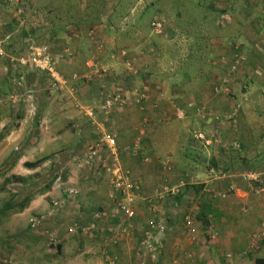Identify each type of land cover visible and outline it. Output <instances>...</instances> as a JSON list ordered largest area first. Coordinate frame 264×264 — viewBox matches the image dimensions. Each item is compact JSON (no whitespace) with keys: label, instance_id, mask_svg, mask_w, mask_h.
Wrapping results in <instances>:
<instances>
[{"label":"crops","instance_id":"crops-1","mask_svg":"<svg viewBox=\"0 0 264 264\" xmlns=\"http://www.w3.org/2000/svg\"><path fill=\"white\" fill-rule=\"evenodd\" d=\"M54 1L59 2L0 0V35L3 33L2 38L10 41L12 52L6 51L0 58L6 64L2 73L6 80L11 75L13 80L21 82L36 108V117L28 120L25 115L29 106H24L18 132L25 131L28 136L21 154L46 158V162L49 158H62L61 164L69 166L70 158L78 153L83 159L85 147L98 139L97 128L103 126L117 137L119 166L129 175L131 172L137 199L131 206L136 213L131 220L111 215L108 222H95L91 214L84 213L74 217L72 227L80 230L96 225L92 244L100 249L107 247L104 251L115 260L114 264H137L136 259L141 257L137 250L141 252L143 241L151 249L155 245L161 254L154 263L146 264H255L256 259H264V193L256 196L252 186L236 175L243 170L264 169V129L256 128L264 120L261 112H249L241 121L242 127L237 119L228 122L237 137L230 134V129L223 132L225 139L233 137L237 138L234 141L245 144L247 150L241 154L232 153L225 143L223 148L218 144L207 148L206 142L214 140L207 132L198 133L203 137L200 143L188 135L185 149L178 154L181 151L176 153L171 144L177 146L181 139L165 132L167 125L175 123L170 91L176 92L181 100L180 109L186 114L182 124L195 122L200 129L209 126L211 130L217 124L215 118L222 112L228 113L235 104L242 112L241 98H248L251 86L262 82L257 71L264 76V67L256 63L258 56L262 57L259 42H264V0H212V6L205 10L200 7L198 13H205L198 21L189 16L193 23H198L197 31L189 29L181 33L171 26L174 34H169L170 26L163 24L162 35L141 33L134 8L130 12L136 20L118 13V0H106L107 3L85 0L79 6L64 3L70 16L76 12L88 15L60 26L63 7L61 3L54 5ZM96 5L99 7L95 14L92 12ZM127 28L134 30V35L125 32ZM237 30L244 32L243 41L242 35H235ZM222 33L227 35L226 39ZM174 37L189 46L199 45L195 56L189 54V59L197 57L196 65H191L192 69L190 65L183 66L179 71L181 76L173 60L174 53L162 55L157 44L160 40L165 47L169 46ZM246 41L253 50L245 49ZM25 42L46 46L57 72L65 78L76 76V80L67 88L48 94L45 74L8 62L12 55L23 53ZM206 43H212L213 49L208 51ZM220 43L222 47L218 46ZM237 55L244 61L236 74H228L229 78L234 77L228 80L229 88L221 87L218 80L228 72L222 66L223 61L228 59L231 64ZM240 82H244L243 92L236 87ZM71 86L75 96L69 92ZM9 89L18 91L14 87ZM259 90L264 94V87ZM108 94L119 95L122 104H117L105 119L99 114L94 120L87 117L86 109L97 113ZM138 94L144 98L138 100ZM26 124L36 127L28 131ZM212 134L215 137L219 133ZM198 145L204 152L194 153ZM180 181L196 185L187 186L178 199H154L155 190ZM109 198L114 204L111 191ZM90 202L102 208L100 201L92 198ZM190 204H193L191 208ZM190 216L195 219L196 236L184 228V220ZM152 223H163L165 231H150ZM109 231L118 237L114 244H111L114 235ZM148 232L151 240L146 241ZM108 236L110 240L106 241Z\"/></svg>","mask_w":264,"mask_h":264},{"label":"rangeland","instance_id":"rangeland-1","mask_svg":"<svg viewBox=\"0 0 264 264\" xmlns=\"http://www.w3.org/2000/svg\"><path fill=\"white\" fill-rule=\"evenodd\" d=\"M58 1L59 2L54 1V5H58V3L62 5L65 3L67 6L73 4L79 6V4L84 3L85 0ZM105 3H107L106 0ZM117 3H119L118 13H121V15L125 13L128 18H133L134 20L138 19L141 33L146 35L151 33L150 24L157 18L161 19L163 24L170 26L169 34L172 33L171 31H173V28L177 29L179 27L186 31H189V29L197 31L196 25L198 23H193L189 19V16L193 21H198L205 13H203V11L198 13L200 7L202 10H205L212 6V0H118ZM62 7L63 19L60 22V26L71 22V19H73V21H79L80 18L85 17V15L83 16L80 12H76L74 15L70 16L66 6L62 5ZM94 7L92 13L96 14L99 6L96 5ZM131 8H134L133 15H135L136 19L130 12ZM177 13H180L179 17H177ZM60 26L57 27V30ZM171 26L173 28H171ZM177 31L181 32L178 29ZM125 32L132 35L135 33L134 30H128V28ZM220 33L221 32H217L218 35H220ZM236 33L242 35L243 41L245 38L244 32L242 33L240 30H237L235 35ZM222 34L226 39L227 35L225 33ZM179 35L180 34H178V36ZM157 44L160 46L162 53H164L161 54L165 56H168L167 53L173 54L180 48H185L182 39H176L175 37L168 43L169 46L167 45L165 47L160 40ZM182 44L184 47H182ZM206 44L208 51L213 49V47H211L212 43ZM221 45L220 43L218 46L222 47ZM244 47L247 51L248 49L253 50L252 45L250 46L247 41L244 43ZM262 47L264 48V42H259L258 48L260 49ZM215 51L220 50L216 49ZM259 56L258 62L256 63L264 67V58L261 56L260 58ZM178 58L179 57L174 58V62L177 61ZM223 64L222 66L224 69L227 68L228 70L230 64L229 60L224 59ZM5 66L6 64L0 61V119L2 120L0 122V132H2L0 133V210L4 209L3 213L0 215V264H114L115 260L104 251L107 247L100 249L98 245L92 244L94 240L93 235H95L96 232L93 228L96 225H92L90 229L85 227L80 230L72 226L74 225V217L84 213L91 214L95 222L104 220L108 222L109 219H111V215L120 216L125 219L116 211L115 205L110 202L109 198L110 191L112 192L113 190L112 183L116 177H114L112 173L105 171L103 167H99L96 171L88 169L82 165V156L80 153L70 158L69 166L66 163L65 165L61 164L62 158L57 160L49 158V161H45L44 164L35 170H27L24 168L23 164L31 161L34 162L39 159L37 156L24 157L21 154L23 151L22 149L27 144L24 142L27 139L28 133H24L25 131H22V133L18 132L20 129L18 127L20 120L24 117V106H29L25 115L28 120H32L36 117V108L32 101L29 100L28 95L30 96V94H28L26 90L24 91V86L22 84L18 85L17 80H13L11 75L8 76L7 80L5 79V74H3V69L6 68ZM178 74L180 76L179 72ZM228 74L229 72H227L226 75H222L220 80H218L220 86L226 87V89L229 88L230 85L228 80L234 79V77L229 78ZM257 74L259 76L262 75L259 71H257ZM10 87H14L18 91L10 92ZM236 87L243 92L244 82L242 84L240 82ZM260 87L263 88L264 83L260 84L256 82L255 85L251 86L248 98L241 96V105L244 109L242 112L239 111L235 118V120L237 119L236 121L239 127L242 124L241 121L246 119L249 116L247 114L251 111L255 113L261 112V117L264 119V94L259 92ZM163 90L165 93L167 92L165 88ZM260 93L262 94L261 96ZM14 96L15 98L12 99ZM73 96H75V94ZM170 96L172 97L169 101L171 103L170 105L175 108L172 110V117L175 119V123L167 125L165 132H167L169 136L172 134L174 137L176 136L181 139L177 146H175L174 142V145L171 144V148L174 146V151L176 153L181 151V153L178 154H182L189 138L188 135L191 139L198 133L207 132L209 133L208 136L213 138L212 133H216L217 131L219 133L217 134L219 136V142L217 144L222 148L225 143V147L228 145L230 150H232L231 152L235 154H241L243 151L247 150L242 141H234L237 138L232 137L229 140L224 138L223 132L226 133L229 129L231 131L230 134H234L237 137V132L232 133L234 129L228 127V122H230L231 119H221L211 130L209 126L200 129L195 122H193L194 124H182L181 122H183L184 119L178 120L175 118V114L177 113L176 109H180L181 100L176 92L170 91ZM250 106H254L256 110L253 108L251 109ZM226 114L227 113L222 112L219 117L223 118ZM29 122L30 121H28V123ZM25 126L28 129L30 128L29 130L27 129L28 131L36 127V125L29 126L27 124ZM164 128H162L163 131ZM256 128L264 129V120L259 121ZM106 132L109 133V131ZM242 134H244L243 131ZM183 141L185 143L184 145ZM163 142L166 143L165 141ZM196 142L200 143V141L197 140ZM212 145L213 144L208 145L207 148ZM196 149H193L194 153L197 151L199 154L204 152V149L200 146H196ZM249 154L251 155V152H249ZM188 157H191V154L188 155ZM177 160L180 161V158L178 157ZM52 164H54V166H52ZM187 165L190 166V164ZM181 166L183 167V165ZM126 171L125 169H121V173L132 181L130 177L131 172L129 175ZM176 173L177 172H175V174ZM175 178L178 182V176L175 175ZM91 193H93V195L89 196ZM92 198H94L95 201H100L102 208H98L97 204L90 202ZM26 199H28V201L25 202V208L21 212H18V204ZM86 202L92 205L88 204L89 206H87ZM54 205L56 206L55 208ZM192 206L193 204H190L188 207L191 208ZM36 219L41 220L40 224L36 228H31V221ZM106 234H110L112 237L114 235V237L111 238V244L114 241H118L116 240L118 237H115L113 232L109 231V234L108 232ZM192 234L195 236L197 235V229L195 227L194 233ZM195 236L194 238L196 239ZM146 239V241H149V239L151 240V238L148 237ZM109 240L108 236V240L106 241ZM144 243L145 241H143V244ZM142 247L143 249L141 252L137 250L138 254L141 256L136 259L137 264H146L147 261L149 263H154L157 258L161 256V254H159V249L156 248L155 245L153 249H151L148 244H144ZM58 248L60 249L58 250Z\"/></svg>","mask_w":264,"mask_h":264},{"label":"built area","instance_id":"built-area-1","mask_svg":"<svg viewBox=\"0 0 264 264\" xmlns=\"http://www.w3.org/2000/svg\"><path fill=\"white\" fill-rule=\"evenodd\" d=\"M15 0H5L6 3H13ZM151 32L153 35H162L163 34V21L161 19H156L150 24ZM7 39L3 42H0V57H4V53L1 49V44L5 43ZM238 47H235L237 50ZM262 57L264 58V48L259 49ZM244 59L241 55L235 56L232 63L229 65L228 72L230 75L236 74L243 63ZM8 62L13 65H20L24 68H32L37 72L43 73L47 76L48 79V94H53L59 92L69 85V83L74 82L76 80V76H71L69 78H65L61 76L55 66V61L51 58L49 54V50L46 46L36 47L33 44H29L25 42V49L22 54L17 56H11L8 58ZM262 78V84L264 83V76L260 75ZM18 85L21 82H17ZM71 95L75 94V90L71 87L69 90ZM138 100H142L144 95L138 94ZM15 98L12 97V99ZM121 97L115 94H108L103 99L99 110L97 113L94 110L88 108L86 109V115L91 120H94L97 114L101 115L104 119L107 118L115 109L117 104H122ZM33 109V108H32ZM177 113L175 114V118L178 120H183L186 117V114L181 109H176ZM240 111V106L235 104L232 108L231 112L229 111L223 119H231L236 118V115ZM199 113V110H197ZM222 118H215V122L220 121ZM98 139L85 147V151L83 153L82 165L96 171L99 167H103L105 171L110 172L116 177L114 179L112 185V200L116 207V211L121 214L125 219H132L135 216V213L131 206L136 201V187L132 183L131 180L124 176L121 173V168L119 166V156L117 150V137L115 134L108 133L103 129V126H98ZM194 139L197 141L203 140V137L197 134L194 135ZM213 141L211 139L210 142H206V145L217 144L219 142V136H213ZM219 145V144H218ZM165 166H169V163H166ZM237 177L243 181L244 183L252 186L253 193L258 196L264 193V170L260 171H249L243 170L238 172ZM185 186V182L180 181L176 185L173 186H162L161 189L154 191V199L155 200H164L168 198H174L183 192V188ZM56 206L54 205V208ZM41 220L36 219L31 221L30 227L36 228L40 224ZM185 229L189 232L194 233L195 221L193 217H187L185 219ZM150 231H155L157 233H163L165 231V225L162 223H152L150 224ZM150 235V233H146V238ZM144 244H147L145 242Z\"/></svg>","mask_w":264,"mask_h":264},{"label":"trees","instance_id":"trees-1","mask_svg":"<svg viewBox=\"0 0 264 264\" xmlns=\"http://www.w3.org/2000/svg\"><path fill=\"white\" fill-rule=\"evenodd\" d=\"M88 14H86L85 16H87ZM180 16V13H177V17H179ZM16 22V21H15ZM178 30H180L181 31V33H184L185 31L184 30H182V29H180V27L179 28H177ZM172 33L174 32V31H171ZM174 34V33H173ZM3 37V33H1V35H0V38H1V40H0V42H3L5 39L4 38H2ZM9 43H10V41L7 39V41L5 42V43H3V44H1V49H2V51H3V53L5 54V52L6 53H12V52H10L11 50L9 49ZM182 47H184V45L182 46ZM198 49H199V45L198 44H196V45H191V46H189V45H187V44H185V50H184V48H180L176 53H174L175 54V57H179L178 58V60L177 61H175V66H178V69H177V72H179L180 70H181V68L183 67V66H188V65H190V67H191V69H192V66L195 64V61H196V58L194 57L195 55H196V53L198 52ZM22 53V52H21ZM21 53H19V54H21ZM191 53H194V56H193V59H189L191 56L189 55V54H191ZM18 54V55H19ZM12 56H17V54L16 55H12ZM0 58H2V57H0ZM188 60H192V61H194V63H191V64H189L188 63ZM192 65V66H191ZM196 65V64H195ZM180 67V68H179ZM179 75V74H178ZM180 76H181V74H180ZM230 112H231V110H230ZM231 121H234V118H231ZM195 140V139H194ZM45 161H46V158H41V159H39V160H36V161H34V162H29V163H25V164H23V166H24V168H26L27 170H35V169H37V168H39L42 164H44L45 163ZM253 170H256V171H258L257 169H252V170H250V171H253ZM224 172H228V171H224ZM189 185H191V186H195L196 184L195 183H191V184H187V183H185V186H184V188H183V192H182V194L184 193V191L186 190V188H187V186L188 187H190ZM182 194H180V195H178V196H176V197H174V198H177L178 199V197H180V196H182ZM26 201H28V199H26L25 201H23V202H20L19 204H18V212H21L24 208H25V202ZM6 208V207H5ZM3 210L4 209H2V210H0V215L3 213ZM195 220V219H194ZM184 222H185V220H184ZM184 228H185V223H184ZM59 247V246H58ZM60 248H58V250H59ZM255 264H264V259H256L255 260Z\"/></svg>","mask_w":264,"mask_h":264}]
</instances>
